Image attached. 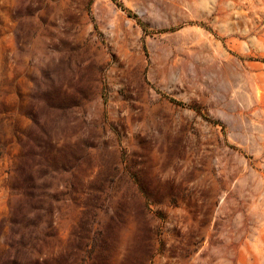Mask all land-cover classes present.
Listing matches in <instances>:
<instances>
[{
	"label": "rangeland",
	"instance_id": "374dc122",
	"mask_svg": "<svg viewBox=\"0 0 264 264\" xmlns=\"http://www.w3.org/2000/svg\"><path fill=\"white\" fill-rule=\"evenodd\" d=\"M0 264H264V0H0Z\"/></svg>",
	"mask_w": 264,
	"mask_h": 264
}]
</instances>
